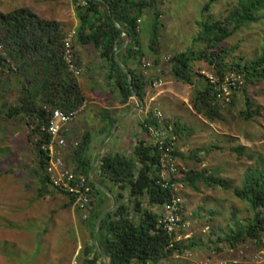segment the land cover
<instances>
[{
    "label": "rangeland",
    "instance_id": "rangeland-1",
    "mask_svg": "<svg viewBox=\"0 0 264 264\" xmlns=\"http://www.w3.org/2000/svg\"><path fill=\"white\" fill-rule=\"evenodd\" d=\"M146 2V15L140 21L145 56L139 66L132 64V68L148 81L143 99L147 116L145 122L140 119L135 121V135L128 138L127 147L120 145L113 151L112 146H108L100 154L101 158L116 153L133 158L140 142L137 138L140 137L138 128L142 129L145 125L174 141L177 173L173 180V193L182 202L181 220L188 226L185 232H179V236L184 245L188 246L190 241L195 245L180 257L174 255L164 260L163 264H202L212 257L216 260H237L240 264H264V233L261 241L247 240L236 249L230 248L225 241L236 223H249L253 217L249 206L236 199L229 189L207 187L197 182L199 191H194L183 183L189 173L206 172L215 179L231 182L233 188H241L249 169L256 168L260 162L264 170V83L243 86L247 90V97L262 110L260 117L248 122L241 117L246 108V97L241 89L236 91L234 104H231L232 99L230 102L225 100L226 95L219 98L223 121L210 122L193 109L195 88L176 80L172 72L171 60L174 55L198 54L207 49V43L197 39L201 32L200 23L224 19L237 0H213L209 11L205 10L210 0ZM21 9H29L43 20L58 23L64 39L76 32L73 47L81 75L74 78L84 98L80 107H85V110L68 126V147L58 151L70 168L81 175L77 172L74 154L87 134L85 125L88 121L90 125L92 123L91 119H85L86 113L98 107L95 102L111 107L120 104L107 96L109 89L118 95L119 92L111 84L108 64L101 53L92 46H82L78 42L80 21L77 4L73 0H0V14ZM156 11L159 13L161 33L155 57L148 52L151 33L146 31L145 26L150 27L148 23ZM256 16L257 23L243 28L210 52L216 57L226 54L228 67L229 64L259 58L264 43V7ZM0 56L7 60L11 68V71L0 68V264H83L87 247H94L95 252L99 250L95 245L98 223L93 217L95 206L93 204L85 220L70 196L51 185L43 186L37 151L40 136L35 132V124L29 118L9 119L5 115V111L16 106L23 96V76L18 73V65L1 42ZM83 59L88 65L84 66ZM156 59L159 60L157 64ZM145 63L150 64L148 69H144ZM215 74L217 71L204 61L194 63L193 75L197 87L206 83V77H216ZM226 78V82L233 80L235 84L243 85V78ZM227 92L228 97L229 89ZM135 101V98L131 99L127 108L135 107ZM148 119L150 122L155 120L156 124L149 125L146 123ZM120 129H115L119 136ZM237 146L246 147V155H252L255 159L232 153L231 149ZM93 155L91 151L87 155L91 168L97 161L93 160ZM136 165L140 167L137 161ZM116 193H112L114 198ZM108 206L107 211L113 206L111 198ZM101 260L105 264L102 257Z\"/></svg>",
    "mask_w": 264,
    "mask_h": 264
},
{
    "label": "trees",
    "instance_id": "trees-1",
    "mask_svg": "<svg viewBox=\"0 0 264 264\" xmlns=\"http://www.w3.org/2000/svg\"><path fill=\"white\" fill-rule=\"evenodd\" d=\"M212 1L206 5L205 11L211 9ZM146 7V0H87L86 7H77L76 10L80 21L78 42L82 46H92L101 53L108 64L112 86L119 92L124 105L135 97L142 102L148 83L146 78L131 66V62L139 66L145 56L140 21L146 15ZM263 7L264 0H237L224 19L200 23L201 32L197 39L207 43L204 52L176 54L171 60L175 79L195 88L193 109L210 122L223 121L220 114L222 106L219 104V88L227 76L243 78L242 86L229 80V102L235 97L236 91L241 89L246 97V108L241 117L248 122L261 116L262 110L247 97L244 87L264 83V43L259 58L245 63L236 62L231 66L229 64V67L226 54L216 57L210 51L218 49L243 28L257 23L256 15ZM148 25L150 27L145 26L146 31L151 33L148 52L156 57L161 33L157 11ZM64 37L58 23L43 20L29 9L0 14V42L7 47L10 58L18 65V73L23 76V96L16 106L5 111V115L9 119L29 118L35 124V132L41 137L37 151L43 186L49 185V178L46 176L49 158L41 149V144L47 140L41 129L48 124L52 111L59 109L71 114L83 105L84 101L77 80L69 73L63 60ZM118 60L130 72L131 84L127 72L118 64ZM200 61L217 71L215 76L218 84L211 83L206 77L205 84L198 87L195 85L193 66L195 62ZM155 62L157 64L159 60L156 59ZM0 68L11 71L7 60L1 56ZM234 102L231 101V104ZM146 123L155 125L156 121L150 122L148 119ZM148 128V125L144 126L147 135ZM111 131L112 128L108 131L109 135ZM89 145L90 136L85 135L74 154L77 172L88 177L92 169L91 161L87 159ZM231 152L239 157L255 159L252 155H246V147L237 146L232 148ZM172 156L176 157V152H173ZM161 158L162 151L151 143L149 136L137 144L133 158L119 153L102 157L97 179L101 184L109 186L113 194L116 193L115 188L118 190L115 195L117 207L103 217L97 233L98 248L109 264H161L175 253L185 254V251L195 245L193 241H190L188 246L183 242H173V238L160 226L162 215L158 210L175 196L173 188L166 189L161 184ZM136 161L140 165L139 168ZM197 182L204 183L207 187L229 189L236 199L249 206L253 214L249 223H236L225 238L230 248L236 249L247 240L261 241V235L264 233V170L260 162L256 168L247 171L241 188H233L231 182L215 179L206 172L189 173L183 183L194 191H199ZM172 184L174 185V181ZM91 185L94 189L93 217L97 223L109 208L110 198L93 182ZM93 250L94 247L85 249L83 264H103L100 254Z\"/></svg>",
    "mask_w": 264,
    "mask_h": 264
},
{
    "label": "built area",
    "instance_id": "built-area-1",
    "mask_svg": "<svg viewBox=\"0 0 264 264\" xmlns=\"http://www.w3.org/2000/svg\"><path fill=\"white\" fill-rule=\"evenodd\" d=\"M73 1L77 4V7L87 6V0ZM75 36L76 32H72L64 39L63 60L68 68V71L74 77H79L81 75V70L77 63L73 47V40L75 39ZM149 67V63L144 64V69H148ZM209 80L213 84L219 83L216 77ZM226 80L228 79L226 78L219 88V98L226 95L225 100L229 101L231 91L229 90V96L227 97L229 81L226 82ZM83 110V107H79L71 114H67L59 109L52 111L48 124L41 129L47 136V140L41 144V149L49 158V164L46 169V176L49 178V185L61 193L70 196L75 203L76 209L83 214V217L86 220L88 218V213L90 214L93 209L92 200L94 189L91 185L92 180L86 175L76 174L58 151L64 150L68 147V126L83 112ZM159 116H161V114H159ZM148 129L150 131L151 143L158 146L162 151L161 169L159 172L161 184L164 188L171 189L174 187L172 182L175 178V174L177 173L174 157L172 156L175 143L174 141L167 139L165 136L160 135L157 131L150 128ZM158 211L162 215L160 226H163L167 233L173 238V242H183L181 236H179V232H185L188 226H186V223L181 220L182 202L180 198L178 196H174L173 199L167 202L161 210ZM175 256L180 257L178 253H175ZM188 257H190V254ZM74 264H77V262ZM202 264H240V262L237 260H216L215 257H212L206 259Z\"/></svg>",
    "mask_w": 264,
    "mask_h": 264
},
{
    "label": "crops",
    "instance_id": "crops-1",
    "mask_svg": "<svg viewBox=\"0 0 264 264\" xmlns=\"http://www.w3.org/2000/svg\"><path fill=\"white\" fill-rule=\"evenodd\" d=\"M80 57L83 58V56H80ZM132 64L134 65V62H131V66ZM85 65H88V64L84 60V66ZM110 80H111V84H113V80L112 79ZM107 96L110 99H116L117 102H119L120 104L114 105L113 107H111L107 104L95 102L98 105V107L92 108L91 110L87 111L86 116H85V119L89 118L92 120L91 125L89 121L87 125H85L86 129H88L86 135L90 136L89 146H90V151L94 152L93 160H97L95 163V166L93 163L90 174L93 171L94 178L98 182L99 180L97 179V175L99 173L100 163L102 160L100 154L103 153L108 146H112L113 151H116L117 150L116 148L120 145H125L127 147L128 138L133 137L135 135V132H134L135 128L133 127L135 125V121H138L140 119L141 121L145 122V117L147 116V110L144 109L145 107H144L143 101L142 102L139 101L137 97H135V100H136L135 107L128 109L127 107L129 103L126 105L122 104V99L120 97V94L118 95L116 94V92H113L109 89ZM84 110H85V107H84ZM120 125H122L123 128ZM93 127H94V130L90 131V129ZM117 127L121 128L120 136L115 133V129ZM111 128H112V131H111V134L109 135L108 131ZM138 129L140 130L139 132L140 137H137L139 140L146 139V137L149 136V133L147 135V133L144 131V128H142L143 130L141 128H138ZM149 139L151 140L150 136H149ZM90 174H89V177L91 178ZM103 186L110 191L109 186L108 187L105 185ZM115 192H117V190H115Z\"/></svg>",
    "mask_w": 264,
    "mask_h": 264
},
{
    "label": "water",
    "instance_id": "water-1",
    "mask_svg": "<svg viewBox=\"0 0 264 264\" xmlns=\"http://www.w3.org/2000/svg\"><path fill=\"white\" fill-rule=\"evenodd\" d=\"M115 24L117 25V27L118 28H120V26L118 25V23L117 22H115ZM124 35L126 36V33H124ZM127 45H128V43H127ZM118 64L122 67V68H124V66H123V64L118 60ZM125 69V68H124ZM125 71L127 72V74H128V77H129V82H130V84L132 83V76H131V74H130V72L127 70V69H125ZM91 180H92V182L96 185V187H98L99 189H101L102 191H104L111 199H112V201H113V206L102 216V218L98 221V223H97V226H96V236H95V245H96V248L98 249V246H97V233H98V230H99V225H100V221L103 219V217L105 216V215H107L108 213H111V212H113V210L116 208V200H115V198H114V196H113V194L107 189V188H105L103 185H101L95 178H94V174H93V171L91 172ZM98 252H99V254L101 255V257L104 259V261H105V264H107V258H106V256L101 252V250L99 249L98 250Z\"/></svg>",
    "mask_w": 264,
    "mask_h": 264
}]
</instances>
